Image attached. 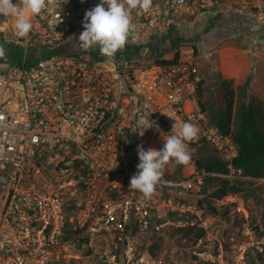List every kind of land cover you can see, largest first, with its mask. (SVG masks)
<instances>
[{
  "label": "built area",
  "instance_id": "obj_1",
  "mask_svg": "<svg viewBox=\"0 0 264 264\" xmlns=\"http://www.w3.org/2000/svg\"><path fill=\"white\" fill-rule=\"evenodd\" d=\"M66 2L60 0L61 11L29 13L32 29L24 37L15 16L0 15V32L22 49L20 63L0 61V264H67L78 257L68 231L88 238L89 246L112 239V248L98 253L102 264H181L167 255L165 243L158 257L150 254L158 237L181 242L187 264H225L229 253L230 264H250V257L264 254L263 227L257 232L250 225V207L241 195L214 199L218 214L200 202L209 176L264 178L242 176L234 165L236 144L201 106L198 43H185L165 58L145 47L132 53L151 35L162 36L170 21L222 13L229 21L246 16L247 30L264 39L254 24L264 23V0H153L147 12L132 10L127 43L112 59L97 50L47 54L79 42L85 12L100 0ZM18 10L24 11L22 5ZM141 117L158 128H148ZM174 120L196 125L198 136L185 142L187 148L210 146L227 172L163 178L167 183L145 199L129 190L139 163L137 154L133 164V135L145 150H159ZM197 229L203 237L194 236ZM140 237L147 242L139 243Z\"/></svg>",
  "mask_w": 264,
  "mask_h": 264
},
{
  "label": "rangeland",
  "instance_id": "obj_2",
  "mask_svg": "<svg viewBox=\"0 0 264 264\" xmlns=\"http://www.w3.org/2000/svg\"><path fill=\"white\" fill-rule=\"evenodd\" d=\"M224 16L223 13L220 16H214L212 18L213 22L209 23V27H205L206 22L189 18L186 25H181L178 20L170 21L168 24H165V29H167L171 43L176 44L181 42V45H183L191 40H195L200 47V58L198 61L204 77V89L201 101L206 107L210 121L217 120L218 116L223 113L225 108L223 83H229V88L234 91L235 114L233 129H236L238 119L236 111L239 110L241 105L254 96L264 101V49H262L264 39L259 38L256 40V36L251 35L247 30L249 21H247L246 16L240 17L241 21L238 17H234V19L232 18L229 21L230 17ZM254 21L257 29L260 30L259 33L264 34V23L256 19ZM236 33H239V36L234 35ZM165 40L166 38L162 41L165 42ZM179 45L177 48H179ZM0 48L4 49V56L0 57V61L19 59L22 54L21 47L9 43L3 32H0ZM135 51L132 53L136 54ZM77 52H79V49L76 45H70L53 47L47 51V54L52 56ZM256 53H260V58ZM170 54L171 51H165L166 56ZM195 148H187L190 154L189 163L196 159L213 157V150L210 146ZM188 164L178 165L170 160L165 170L172 175H179L182 170L186 171ZM214 183L210 182L208 191L212 192L215 189ZM258 187L260 190L258 196L255 193L258 188L252 187L243 193L242 198L250 207V224H260L264 229V188L262 186ZM222 216L227 218L228 214H223ZM221 227L222 225H219V229ZM144 239L140 237L139 243H146L147 239ZM174 240L171 241L166 238L164 250H167V255L170 254L172 259L177 263L187 264L188 253L182 250L181 242ZM80 241L78 240L74 243V252L78 257L67 264H100L98 253L102 254L107 248V251L112 248V239L109 238L95 239L91 246L88 244L81 246L83 242ZM222 242H226L224 237L222 238ZM226 246L228 249L229 245ZM230 255V253L227 255L228 260L225 261V264L232 262L229 260ZM262 264H264V261H262Z\"/></svg>",
  "mask_w": 264,
  "mask_h": 264
},
{
  "label": "clouds",
  "instance_id": "obj_3",
  "mask_svg": "<svg viewBox=\"0 0 264 264\" xmlns=\"http://www.w3.org/2000/svg\"><path fill=\"white\" fill-rule=\"evenodd\" d=\"M152 2L153 0H100L99 4L85 12L83 20L84 30L78 37L79 42L76 43V47L84 52L97 50L101 55L112 59L116 52L122 50L127 43L129 33L133 28L132 10L139 8L147 12L152 6ZM18 5H22L24 11H19ZM61 5L60 0H18L17 4H13L12 0H0V15L6 18L15 16V27L18 34L24 37L28 35L32 29L31 22L26 18L29 13L32 15H39L42 10L54 9L56 7H59L61 11ZM105 5L107 7H105ZM61 22L60 20V23ZM186 24L187 21L181 25ZM228 33H230V31H228ZM56 35L61 38L62 34L56 33ZM167 35V29H165L162 36L165 38ZM179 44L180 47L181 42H179ZM3 56L4 49L0 48V57ZM154 57L165 58L168 56L164 55L161 57L154 55ZM149 118L150 117H141V121L147 123L148 128H151L152 125L157 126L156 121H150ZM169 118L172 119L171 117ZM198 133L199 129L196 125L190 122H183L178 125L174 120L170 133L165 135L166 139H163L164 143L161 149L157 150L149 147L145 150L142 144L138 145L137 154L139 163L137 165V172L130 178L129 190H136L141 193L145 199H150L156 192L158 186L167 183L164 181L163 177L166 165L170 160L178 165H186L189 163L190 154L185 142L197 138ZM143 135L144 133L142 136ZM76 233V231H68L70 235L69 239L72 240L73 247L75 245L74 243L78 240L83 242L81 246L89 244L88 238V242H85L84 239L86 237L78 236ZM263 233L264 231H261L260 235ZM262 261H264V254H257L255 258L250 257L249 263L262 264ZM100 264L102 263L100 262Z\"/></svg>",
  "mask_w": 264,
  "mask_h": 264
},
{
  "label": "trees",
  "instance_id": "obj_4",
  "mask_svg": "<svg viewBox=\"0 0 264 264\" xmlns=\"http://www.w3.org/2000/svg\"><path fill=\"white\" fill-rule=\"evenodd\" d=\"M198 21L206 22L205 27H209V23L211 21L213 22V19L203 17ZM165 38L166 40L163 42V36L159 34L151 35L148 44L140 46L134 45L132 48L136 50L135 52H138L140 48L145 47L150 49L152 55L163 57L165 55V51H171L179 44V42L176 44L171 43L168 35ZM11 62L16 64L20 63L19 59L12 60ZM162 62L169 63L170 61ZM223 88V97L225 99L224 111L218 116L217 120H211V122L214 123L222 133L231 137L233 142L236 144L237 157L234 160V165L242 171V176L264 178V101L254 96L250 97L245 103H243L239 110L236 111L238 119L236 129H233L235 114L234 91L229 88L228 82L223 83ZM200 103L202 108L206 110L202 101H200ZM201 172L226 174L227 170L225 168V164L221 163L215 157H207L190 162L187 165L186 171L182 170L179 175H172L165 170L163 178H186L191 176L193 173ZM206 181L209 182V184L210 182H215V189L210 192L208 191L209 185L207 184L204 186L203 194L205 197L201 201V204H205L213 214L219 213L217 209L211 206L214 199H223L224 197L233 194H238L243 197V193L252 187L258 188L255 191L258 196V192L260 191L258 186H262V188H264V182L261 183L244 179L230 180L224 177L209 176ZM259 225L260 224H255V226H253L257 232H259ZM196 231L197 232L194 235L195 237L201 238L204 236L202 230L197 229ZM178 232H182L186 235L190 233L189 229H181ZM84 241L88 242V239L85 238ZM163 244V237H158L154 239L152 244L148 247V251L153 257H158ZM118 251V249L114 250L117 254Z\"/></svg>",
  "mask_w": 264,
  "mask_h": 264
},
{
  "label": "water",
  "instance_id": "obj_5",
  "mask_svg": "<svg viewBox=\"0 0 264 264\" xmlns=\"http://www.w3.org/2000/svg\"><path fill=\"white\" fill-rule=\"evenodd\" d=\"M122 50H118V51L121 52ZM138 145H139L138 135L134 134L133 135V156H132L134 165H136L137 163V146Z\"/></svg>",
  "mask_w": 264,
  "mask_h": 264
},
{
  "label": "crops",
  "instance_id": "obj_6",
  "mask_svg": "<svg viewBox=\"0 0 264 264\" xmlns=\"http://www.w3.org/2000/svg\"><path fill=\"white\" fill-rule=\"evenodd\" d=\"M262 53H263V52H262ZM256 54H257V53H256ZM263 54H264V53H263ZM257 56L260 58V56H261V55H260V53H259V54H257ZM258 57H257V58H258Z\"/></svg>",
  "mask_w": 264,
  "mask_h": 264
}]
</instances>
